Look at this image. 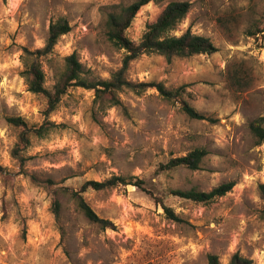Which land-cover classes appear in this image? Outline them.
Returning <instances> with one entry per match:
<instances>
[{"label": "rangeland", "instance_id": "obj_1", "mask_svg": "<svg viewBox=\"0 0 264 264\" xmlns=\"http://www.w3.org/2000/svg\"><path fill=\"white\" fill-rule=\"evenodd\" d=\"M134 1L0 0V264H208L210 253L228 264L235 252L264 264V200L258 189L264 183V143L257 144L249 126L264 115V32L247 35L264 16V0H187L190 11L173 34L191 28L218 50L170 62L144 53L129 64L131 81L163 82L168 89L186 85L184 98L216 122L189 117L156 88L124 89L122 105L103 107L93 90L75 86L49 114L43 96L28 88L23 49L43 48L51 23L61 17L71 30L42 58L46 87L53 88L64 57L73 52L88 79L111 78L125 51L108 39L106 20ZM169 1L143 7L128 37L138 42ZM239 67L253 77L244 90L228 78ZM12 116L47 129L30 135L21 151L23 165L12 153L20 131L8 121ZM195 148L207 150L199 169L158 172L161 163ZM112 175L145 179L149 188L121 184L84 192L114 228L91 222L61 191L55 217L51 189H79L86 180ZM48 179L51 189L41 183ZM229 180L236 181L233 189L210 204L169 193L209 191ZM157 197L181 220L170 219Z\"/></svg>", "mask_w": 264, "mask_h": 264}, {"label": "trees", "instance_id": "obj_2", "mask_svg": "<svg viewBox=\"0 0 264 264\" xmlns=\"http://www.w3.org/2000/svg\"><path fill=\"white\" fill-rule=\"evenodd\" d=\"M161 0H136L128 6L122 7L120 11H112L108 14L106 20V34L108 39L118 48L125 51V57L120 69L113 73L112 77L104 80H90L85 75V69L78 55L73 52L64 57L63 68L56 75V83L52 89L46 87V75L43 69L42 58L53 53L54 47L59 38L71 30L69 21L61 17L52 22L49 28V34L46 44L43 48L30 50L24 47L21 59L25 65L23 76L31 92L43 96L46 100L45 114L54 111L61 98L71 87L79 86L95 92V100L103 107L122 105L120 91L130 89L136 93H142L148 88H156L160 95L172 102L180 104L181 109L191 118L200 120H209L216 122L214 117L207 116L191 105L185 98L184 92L186 85L178 88L168 89L163 82L140 81L134 82L127 78L126 73L131 61L137 59L144 53H157L172 61L176 57H191L198 54H212L218 50L213 40L205 35L194 33L188 28L180 35L173 34L178 25L185 19L191 8V3L187 0H173L167 2L158 13L157 17L146 24V29L138 42L131 40L127 35V30L140 10L151 2ZM264 32V16L256 19L248 28L247 35L256 37ZM241 67V65H240ZM231 68L228 78L237 89L244 90L251 86L253 77L251 73L242 68ZM8 121L17 127L19 131V141L13 149V156L17 158L21 165L24 159L21 151L29 143L30 135L35 133L42 136L47 130L45 126H30L27 120L21 116H12ZM250 129L257 140V144L264 143V115L253 119L250 122ZM207 155L205 148H195L185 155L171 157L168 161L159 165L158 172H165L180 167L189 169H199L204 157ZM36 183L40 180L32 176ZM46 188L51 189L53 182L51 179L42 181ZM132 184L142 190L148 191L147 181L141 178L126 177L122 175H112L104 180L89 179L84 181L79 189L69 187H60L51 189L53 200L52 210L56 218L60 217L61 201L58 198V192L61 191L73 199L77 208L91 222L99 224L102 228H114L115 224L106 218L101 217L87 202L84 192L89 189L103 190L114 188L119 185ZM236 181L229 180L220 183L209 191H203L196 188L187 190L170 189L169 193L183 199L191 200L200 204H210L221 196H224L233 189ZM261 197L264 200V183L258 185ZM151 192V191H150ZM152 193V192H151ZM162 205L166 215L175 221L181 220L175 210L166 204L164 200L157 197ZM264 218V206L261 211ZM253 259L235 252L228 264H253ZM208 264H221L217 254L208 255Z\"/></svg>", "mask_w": 264, "mask_h": 264}]
</instances>
